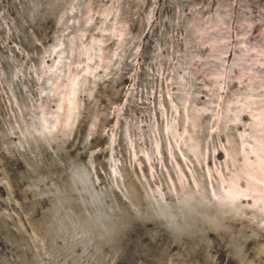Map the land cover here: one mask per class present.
Segmentation results:
<instances>
[{"label":"rangeland","instance_id":"1","mask_svg":"<svg viewBox=\"0 0 264 264\" xmlns=\"http://www.w3.org/2000/svg\"><path fill=\"white\" fill-rule=\"evenodd\" d=\"M260 257L264 0H0V264Z\"/></svg>","mask_w":264,"mask_h":264},{"label":"bare ground","instance_id":"2","mask_svg":"<svg viewBox=\"0 0 264 264\" xmlns=\"http://www.w3.org/2000/svg\"><path fill=\"white\" fill-rule=\"evenodd\" d=\"M187 1V0H186ZM185 2V1H184ZM123 31V30H122ZM124 33V32H123ZM126 33H128V32H126ZM120 34V33H119ZM123 37H124V34H123ZM119 39V38H118ZM121 40H123L122 38H120ZM127 41V40H126ZM123 42H124V40H123ZM121 46V45H120ZM138 53V52H137ZM139 54V53H138ZM141 54V53H140ZM135 65V64H134ZM135 72V71H134ZM136 73V72H135ZM113 91V90H112ZM71 114V113H70ZM70 114H68V115H70ZM203 115V114H202ZM208 115V114H207ZM70 117V116H69ZM201 118H202V116H200ZM200 118V119H201ZM68 119V118H67ZM195 119V118H194ZM62 121V120H61ZM71 121V119L69 118V122ZM74 121V120H73ZM196 121V120H195ZM57 125V124H56ZM59 125H61V122H60V124ZM68 125H70V124H68ZM67 126V125H66ZM72 126V125H71ZM74 126V125H73ZM72 126V127H73ZM65 127V126H64ZM55 129V128H54ZM57 129V128H56ZM64 130H65V128H64ZM68 130V129H67ZM70 130V129H69ZM51 131H53V130H51ZM57 131H58V129H57ZM74 131V130H73ZM68 132H71V130L70 131H68ZM67 132V133H68ZM56 133V132H55ZM62 133V132H61ZM65 133V132H64ZM66 133V134H67ZM69 134V133H68ZM72 134V133H71ZM47 135V134H46ZM49 135H52L51 133L49 134ZM55 135V134H54ZM62 135V134H61ZM10 136V135H9ZM66 136V135H65ZM64 136V139L67 137H65ZM46 138V137H45ZM67 140V139H66ZM43 141V140H42ZM49 141V140H48ZM60 141V140H59ZM68 141V140H67ZM70 141V140H69ZM45 141H43V143H44ZM54 143H56L55 141H53ZM62 142H64V141H62ZM53 143V144H54ZM65 143V142H64ZM194 143V142H193ZM74 144H75V142H74ZM51 145V144H50ZM197 145V144H196ZM43 147H44V145H42ZM58 146V145H57ZM60 146H61V144H60ZM45 148V147H44ZM43 150H45V149H43ZM195 150V149H194ZM68 151H69V149H68ZM194 152V151H193ZM69 154V153H68ZM47 158V157H46ZM55 167H57V166H55ZM54 167V168H55ZM51 168H52V166H51ZM125 170V169H124ZM128 170V169H127ZM129 173V172H128ZM131 174V173H130ZM128 175V174H127ZM178 175V174H177ZM164 176H166V175H164ZM138 177V176H137ZM243 177V176H242ZM133 178V177H132ZM141 179H143V178H141ZM157 179V178H156ZM135 180V179H134ZM133 180V181H134ZM153 180V179H152ZM184 181H185V179H183ZM136 181V180H135ZM144 181V180H143ZM167 181V180H166ZM181 181H182V179H181ZM139 182V181H138ZM160 182V181H159ZM171 182V181H170ZM172 182H173V180H172ZM254 182H255V180H254ZM135 183V182H134ZM167 183V182H166ZM70 184V183H69ZM133 184V183H132ZM183 185H184V183H182ZM195 184H197V183H195ZM145 185V184H144ZM177 185V184H176ZM180 185V184H179ZM198 185L200 186V184H199V182H198ZM197 185V186H198ZM71 186V185H70ZM134 186V185H133ZM174 187V186H173ZM181 187V186H180ZM183 187V186H182ZM203 187V186H202ZM136 186L134 187V189L133 190H136V189H138V188H136ZM168 188V187H167ZM184 188H186V187H184ZM197 188H199V187H197ZM196 188V189H197ZM67 189V188H66ZM69 189V188H68ZM72 189V188H71ZM178 189V188H177ZM203 189V188H202ZM237 189V188H236ZM139 190V189H138ZM186 190V189H185ZM190 190V189H189ZM207 189H205V191H206ZM69 191V190H68ZM72 191H73V189H72ZM72 191H70V196H72L73 195V192ZM141 191V190H140ZM183 191H184V189H183ZM183 191H182V193H183ZM197 191H199V190H197ZM143 192V191H142ZM168 192V191H167ZM189 192V191H188ZM187 192V193H188ZM229 192V191H228ZM135 193H137V192H135ZM182 193L180 194V195H182ZM187 193H186V196H187ZM195 193V192H194ZM197 193V192H196ZM205 194H207L206 192H204ZM238 193V192H237ZM244 193V192H243ZM138 194H140L139 192H138ZM167 194V193H166ZM176 194H177V192H176ZM179 194V193H178ZM203 194V193H202ZM217 194V193H216ZM134 195V194H133ZM142 195V194H141ZM147 195V194H146ZM148 195H149V192H148ZM147 195V196H148ZM155 195V194H154ZM172 195H174V192H173V194H171V196ZM197 195V194H196ZM204 195V194H203ZM208 195H210V193L208 194ZM227 195V194H226ZM234 195V194H233ZM241 195V194H240ZM138 195L136 194V197H137ZM205 196V195H204ZM204 196H203V198H204ZM229 196V195H228ZM251 196H253V195H251ZM135 197V196H134ZM141 197V196H140ZM176 197H179L178 195L176 196ZM195 197V196H194ZM197 197H199V196H197ZM207 197V196H206ZM231 197V196H230ZM241 197H243L242 195H241ZM241 197H239V198H241ZM72 198V197H71ZM132 198V197H131ZM145 198V197H144ZM183 198H184V196H183ZM188 198V197H187ZM208 198V197H207ZM209 198H210V196H209ZM217 198V197H216ZM252 198V197H251ZM141 199V198H140ZM151 199V198H150ZM170 199V198H169ZM192 199V198H191ZM228 198H226V200H227ZM71 200V199H70ZM172 200H174L173 198H172ZM187 200V199H186ZM203 200V199H202ZM208 200V199H207ZM215 200V199H214ZM224 198H223V200H221V199H217V204H215L214 205V203L212 204V205H214V208H215V210L218 212L217 213V216H218V220H216V222L218 223L219 222V218L220 219H222L223 220V222H224V220L225 221H232V219L233 220H235V219H237V218H239L240 216L241 217H243L242 216V214H241V212H240V210H239V207H238V204H237V199H235V197H233L232 199H230V201H226ZM247 200V199H246ZM72 201H73V199H72ZM71 201V202H72ZM182 201V200H181ZM192 201V200H191ZM236 201V202H235ZM240 201V200H239ZM70 202V201H69ZM177 202H178V200H177ZM197 201H195V202H192V203H196ZM215 202V201H214ZM233 202H235V203H233ZM75 203V202H74ZM187 203V202H186ZM190 203V202H189ZM188 203V204H189ZM200 203V202H199ZM202 203V202H201ZM179 204V203H178ZM191 204V203H190ZM190 204H189V206H190ZM204 204H206V201H205V203ZM247 204H249V203H247ZM69 205H70V203H69ZM75 205H76V203H75ZM244 204H242V205H239L243 210H245V208L246 207H244L243 206ZM254 205H256V203L254 204ZM88 206V205H87ZM176 206H177V204H176ZM182 206V205H181ZM186 206L188 207V205L186 204ZM185 206V207H186ZM209 206V205H208ZM71 207H73V206H71ZM78 207V206H77ZM77 207H76V211H77ZM205 207V206H204ZM203 207V208H204ZM209 207H211V206H209ZM249 206L247 205V208H248ZM177 208H179L178 206H177ZM192 208H194V207H192ZM197 208V207H196ZM200 208V207H199ZM207 208V207H206ZM205 208V209H206ZM74 209V208H73ZM72 209V210H73ZM211 209H213V208H211ZM211 209H209V210H211ZM80 210H81V208H80ZM198 210V209H197ZM206 210H208V209H206ZM250 210V209H249ZM251 210H252V208H251ZM184 211V210H183ZM190 211V210H189ZM193 210H191V212H192ZM194 211L196 212V210L194 209ZM246 211V210H245ZM74 212V211H73ZM80 212V211H79ZM178 212H179V210H178ZM209 212V211H208ZM249 212V211H248ZM252 212V211H251ZM77 213V212H76ZM213 213H215V212H213ZM245 213V212H244ZM189 214H190V212H189ZM195 213L193 212V215H194ZM79 215V214H78ZM191 215V214H190ZM192 215V216H193ZM207 215L208 216H210L208 213H207ZM213 215V214H212ZM245 215V214H244ZM207 216V217H208ZM240 217V218H241ZM245 218V217H244ZM134 219V218H133ZM189 219V218H188ZM195 219V218H194ZM249 219V218H248ZM260 219V218H259ZM210 220V219H209ZM246 220V219H245ZM244 220V221H245ZM257 220H258V218H257ZM135 221V220H134ZM213 222V221H212ZM237 222V221H236ZM241 222V221H240ZM243 222V221H242ZM247 222V221H246ZM257 222V221H256ZM131 223V222H130ZM206 223V222H205ZM204 223V224H205ZM235 224V223H234ZM237 224V223H236ZM251 224V223H250ZM254 224V223H253ZM139 225V224H138ZM209 226H211L210 224H209ZM211 229V228H210ZM214 230V229H213ZM217 231V230H216ZM226 231H227V229H226ZM210 232V231H209ZM218 232H220V231H218ZM216 233V232H215ZM262 234V233H261ZM208 235V234H207ZM189 236V235H188ZM187 236V237H188ZM183 239V238H182ZM191 240V239H190ZM190 242V241H189ZM204 242V241H203ZM192 243V242H191ZM209 245H211V244H209ZM198 247H199V245H198ZM197 246H196V248H198ZM206 247V246H205ZM196 250V249H195ZM200 250V249H199ZM205 251V250H204ZM215 251V250H214ZM216 251H218V250H216ZM199 252V251H198ZM203 252V251H202ZM220 252V251H219ZM200 253V252H199ZM191 254V253H190ZM208 254H209V252H208ZM190 256V255H189ZM205 256V255H204ZM196 257V256H195ZM199 258V257H198ZM187 259V258H186ZM196 259V258H195ZM211 259V258H210ZM189 260V259H188ZM210 261V260H209ZM257 261H259V262H264V257H260V258H257ZM193 262V261H192ZM195 263L196 264H207V262L205 263V262H203V261H201L200 259L198 260H196L195 261ZM188 264V263H187ZM213 264H215L214 262H213Z\"/></svg>","mask_w":264,"mask_h":264}]
</instances>
